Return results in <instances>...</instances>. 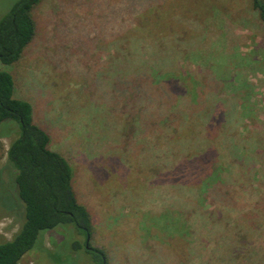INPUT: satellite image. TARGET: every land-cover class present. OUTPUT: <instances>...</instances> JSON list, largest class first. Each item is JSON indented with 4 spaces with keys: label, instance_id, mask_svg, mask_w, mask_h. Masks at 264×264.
Instances as JSON below:
<instances>
[{
    "label": "rangeland",
    "instance_id": "1",
    "mask_svg": "<svg viewBox=\"0 0 264 264\" xmlns=\"http://www.w3.org/2000/svg\"><path fill=\"white\" fill-rule=\"evenodd\" d=\"M18 1L0 0V20ZM252 1H40L32 41L0 71L12 76L14 97L31 104L49 149L70 164L91 234L87 242L73 225L42 232L20 264H94L88 245L104 251L107 264H264V23ZM144 59L154 83L164 74L177 85L198 84L219 68L236 89L244 90V79L252 85L243 91L238 137L229 135L234 151L247 148L243 169L224 154L223 136L215 144L230 174L215 204L205 185L177 184V143L156 122L139 124L140 103L155 91L129 90L126 77L140 86ZM191 93L196 103L203 97ZM14 126L0 122V244L24 223L7 159Z\"/></svg>",
    "mask_w": 264,
    "mask_h": 264
},
{
    "label": "trees",
    "instance_id": "2",
    "mask_svg": "<svg viewBox=\"0 0 264 264\" xmlns=\"http://www.w3.org/2000/svg\"><path fill=\"white\" fill-rule=\"evenodd\" d=\"M40 1L19 0L0 20L2 64L17 62L24 48L32 41L35 31L32 12ZM252 6L264 23V5L260 0H253ZM146 62L147 59H144L143 66L138 69L143 76L138 81L142 82L140 86L132 84L134 75L126 77L129 90L136 87L140 91L142 85H146L155 91L157 97L150 102L141 101L140 104L144 106L141 113L143 119H139V124L148 126L150 121L156 122L159 129L168 134L172 142L177 143L173 153L176 163L179 162L176 167L179 172L177 177L183 179L176 180L179 181L177 184H184L189 189L205 185L203 188H207L215 204L216 198L226 196L220 190L230 175L222 169L224 157L219 155L215 144L223 136L224 142H227L225 147L229 149L224 154L233 156L243 169L247 148L240 147V150L234 151L231 140H234L233 136L235 139L238 137L236 132L237 124L241 122L243 91H249L252 85L244 79L241 83L244 90L236 89L234 80L230 81L231 76L228 81L219 78L220 73L226 76L219 68L215 75L211 71H204L206 79L198 84L177 85L172 80H164V74L157 77L163 81L154 83L152 71ZM154 67L157 69L156 65ZM193 88L199 89L200 97L203 96L198 103L197 95L192 97L194 103L191 100ZM32 114L30 103L14 97L12 76L0 71V122L12 121L14 128L18 129L16 138L7 150V159L15 169L14 183L18 197L25 206L24 223L10 240L0 244V264H20L23 256L35 247L42 232L60 226L73 225L84 236L89 237L91 234L90 214L78 202L73 190L72 168L61 154L49 149L50 137L35 124ZM230 134L232 137H229ZM247 135L254 136L256 132L252 130ZM206 167L215 172L208 174ZM219 170L222 171V179L217 184L215 177ZM209 181L217 183L208 186ZM86 249V254L94 259V264H107L104 251L89 245Z\"/></svg>",
    "mask_w": 264,
    "mask_h": 264
},
{
    "label": "water",
    "instance_id": "3",
    "mask_svg": "<svg viewBox=\"0 0 264 264\" xmlns=\"http://www.w3.org/2000/svg\"><path fill=\"white\" fill-rule=\"evenodd\" d=\"M88 240H89V237H87V242H88Z\"/></svg>",
    "mask_w": 264,
    "mask_h": 264
}]
</instances>
